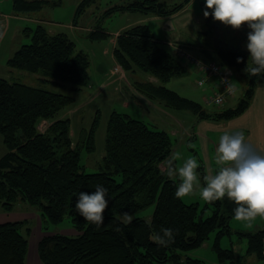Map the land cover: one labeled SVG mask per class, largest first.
<instances>
[{"label":"trees","instance_id":"trees-1","mask_svg":"<svg viewBox=\"0 0 264 264\" xmlns=\"http://www.w3.org/2000/svg\"><path fill=\"white\" fill-rule=\"evenodd\" d=\"M49 0H12L16 13L40 9ZM107 9L140 11L167 16L184 3L169 6L161 0H119ZM95 0H80L76 14ZM31 40L23 43L6 64L31 73H41V80L55 86L70 85L72 91L88 86L90 60L63 32L51 33L38 23L25 27ZM109 33L101 27L88 31L89 39H105ZM219 62L242 72L246 87L234 107L207 111L192 99L162 85L171 77L187 73V67L166 49L146 24H137L116 34L112 55L125 72L142 71L154 80L133 81V89L166 107L186 110L199 120H228L243 113L250 105L255 88L263 84L264 74L251 76L247 67L255 65L247 53L231 46H216ZM239 59L240 62H237ZM232 71V70H231ZM74 102L70 94L55 92L9 81L0 77V134L7 151L0 156V206L12 210L21 201L40 211L41 217L58 223L69 217L80 232L76 237L53 233L37 244L42 264H203L189 254L216 231L214 249L220 258L233 257L231 249L221 248L219 237L230 233L235 203L225 197L206 202L199 209L196 202L185 203L175 192L179 180L166 175L164 161L172 156V142L164 130L117 111H111L105 134V153L99 171L86 173L80 164V151L73 146L70 118L59 117ZM82 147L95 149L94 134L98 113ZM44 128H39L41 123ZM218 171V170H217ZM216 171V173H217ZM97 185L108 189V207L104 223L97 227L75 209L80 192L94 193ZM154 204L150 218L134 216L130 224L119 217L130 215ZM209 208L211 213L204 214ZM26 220L0 223V264H27L28 238L23 233ZM120 231H116V228ZM161 228L174 231L175 242L163 247L153 236ZM29 233V227H25ZM247 239V253L264 259V228L241 232Z\"/></svg>","mask_w":264,"mask_h":264},{"label":"rangeland","instance_id":"rangeland-1","mask_svg":"<svg viewBox=\"0 0 264 264\" xmlns=\"http://www.w3.org/2000/svg\"><path fill=\"white\" fill-rule=\"evenodd\" d=\"M169 6L184 3V0H161ZM80 0H49L40 9L28 13H16L12 7V0H0V77L9 81L22 82L28 85L41 87L70 94L74 102L61 110L59 117L70 118V131L73 146L80 151V164L86 173L99 171V165L105 153V134L107 121L111 111H117L147 123L151 128L166 131L172 142V155L179 154L182 164L189 157L195 158L199 164L197 169L200 187L205 186L203 177L208 174L215 175L218 166L215 163L216 149L220 137L225 134L246 132L247 117L241 113L228 120L201 119L186 110H176L166 107L163 103L149 99L132 87L133 81L153 80L147 73L136 70L125 72L112 56V36L121 30L137 24H146L162 45L171 51L173 45L179 44L195 57L205 61H218L215 47L231 46L245 51L250 63V53L247 49L248 33L251 29L247 24L239 30L214 21L209 15L205 18V0H189L182 8L173 14L160 16L155 13L140 11H113L106 13L107 9L119 4V0H95L86 5L80 13L76 8ZM41 23L51 33L63 32L75 43V50H82L89 57L88 86L79 91H72L69 84L55 86L41 80V73H31L9 67L6 62L13 52L23 43L30 42V33L24 28H34ZM101 27L109 33L105 39H89L87 33L95 27ZM171 41V42H168ZM177 41L180 43H176ZM168 42V44H167ZM182 43V44H181ZM174 53L173 51H171ZM187 67V73L171 77L161 84L176 91L181 96L199 102L207 111H220L234 107L241 97L246 80L242 72L232 70V79L236 84L235 94L227 98L221 105L206 102L216 89L214 83L198 86L196 81L200 77L192 64L182 60ZM117 66L118 70L114 67ZM112 70V72H111ZM155 79V78H154ZM107 82L108 84L105 85ZM216 83V79L213 80ZM105 85V86H104ZM253 97L264 99V85L255 88ZM98 113V125L94 134L95 149L87 152L82 147L89 128ZM42 122L39 128H44ZM250 141V147L258 153L263 152ZM7 151L0 134V156ZM178 179V178H177ZM179 180V179H178ZM180 182V180H179ZM199 188L193 194L182 198L185 203L196 202L201 209L205 204ZM154 204L138 210L133 216L150 218ZM211 213L205 209V216ZM26 220L23 233L28 238L27 264H42L38 252V241L45 235L59 233L76 237L80 232L72 225L67 216L58 223L45 221L36 208L19 201L12 210H5L0 206V223L7 221ZM230 233L219 237V245L224 249H231L233 257L218 256L214 249L216 231H212L201 246L192 249L189 254L203 260V264H262L263 259H257L253 254L247 253V239L241 232L262 229L264 218L257 217L251 222L237 221L232 217L229 221ZM29 227V233L25 232Z\"/></svg>","mask_w":264,"mask_h":264},{"label":"clouds","instance_id":"clouds-1","mask_svg":"<svg viewBox=\"0 0 264 264\" xmlns=\"http://www.w3.org/2000/svg\"><path fill=\"white\" fill-rule=\"evenodd\" d=\"M203 12L205 18L212 16L234 30L247 24V49L254 67H247L251 76L264 74V0H205ZM237 62H240L239 59ZM203 83V82H201ZM228 85V88H231ZM179 154L166 159L164 167L169 179L180 183L175 192L177 198L193 194L199 188L201 198L206 202H214L227 197L235 203L234 219L251 222L257 217L264 218V154L254 151L245 143L243 132L223 134L216 149L215 163L218 171L215 175L203 177L205 186L200 187L197 169L199 164L195 158L189 157L182 164ZM108 189L97 185L94 193L80 192L76 198L75 209L86 221L99 227L104 223V212L108 207ZM121 222L130 224L133 215L125 212L119 217ZM116 228V231H120ZM160 246L167 247L175 242L171 228H161L160 233L152 237Z\"/></svg>","mask_w":264,"mask_h":264},{"label":"built area","instance_id":"built-area-1","mask_svg":"<svg viewBox=\"0 0 264 264\" xmlns=\"http://www.w3.org/2000/svg\"><path fill=\"white\" fill-rule=\"evenodd\" d=\"M174 55L182 60H185L192 64L194 69L199 74V78L196 81L198 86H204L205 84H210L211 82L216 85V89L211 96L207 97L205 100L208 103H213L215 105H221L226 101L227 98L235 94L236 84L232 79V71L228 67L224 66L218 61H205L203 59L193 56L187 48L176 44L173 45ZM118 70V67H114ZM216 79V83L213 80ZM203 82V83H201ZM231 85V88H228ZM264 243V238H263ZM264 261V259H263ZM264 264V262L262 263Z\"/></svg>","mask_w":264,"mask_h":264},{"label":"crops","instance_id":"crops-1","mask_svg":"<svg viewBox=\"0 0 264 264\" xmlns=\"http://www.w3.org/2000/svg\"><path fill=\"white\" fill-rule=\"evenodd\" d=\"M116 34H118V32H116L111 38V42H112L113 46H114V40H115ZM168 42H171V41H168ZM168 42H167V44H168ZM174 42L180 43V41L179 42L174 41ZM169 47L171 48V51L174 52V48L171 47L170 45H169ZM111 72H112V70H111ZM150 80H152V79H150ZM105 83H106L105 85L108 84L107 82H105ZM258 100L260 102H257V100L253 97L250 105L243 112L244 113L243 117H245V116L247 117L246 127H243V128H244V131L246 132L245 143L250 146V141H254L253 144H255V146L257 145V147H259V148L263 147V152L261 154H264V99H258ZM263 228H264V226H263ZM255 264H257V263H255Z\"/></svg>","mask_w":264,"mask_h":264}]
</instances>
